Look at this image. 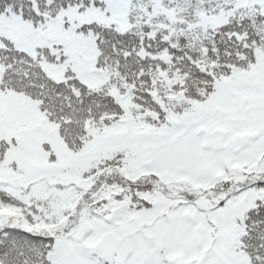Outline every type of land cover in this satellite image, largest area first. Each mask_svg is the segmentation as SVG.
Masks as SVG:
<instances>
[{
    "label": "snow or ice",
    "instance_id": "6c2138e0",
    "mask_svg": "<svg viewBox=\"0 0 264 264\" xmlns=\"http://www.w3.org/2000/svg\"><path fill=\"white\" fill-rule=\"evenodd\" d=\"M0 264H264V0H0Z\"/></svg>",
    "mask_w": 264,
    "mask_h": 264
}]
</instances>
